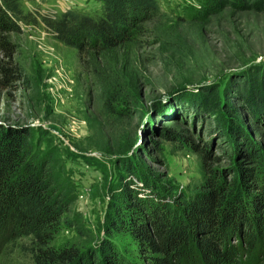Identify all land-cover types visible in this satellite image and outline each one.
I'll return each instance as SVG.
<instances>
[{"label":"rangeland","instance_id":"374dc122","mask_svg":"<svg viewBox=\"0 0 264 264\" xmlns=\"http://www.w3.org/2000/svg\"><path fill=\"white\" fill-rule=\"evenodd\" d=\"M18 1L33 21L0 47V67L18 71L0 72V126L27 127L73 185L53 249L86 254L106 237L140 263L129 235L107 230L124 194L154 214L207 170L232 176L248 146L264 163V0H156L153 21L93 56L55 39L42 18L96 17L100 1ZM28 246L0 237V264H34Z\"/></svg>","mask_w":264,"mask_h":264},{"label":"trees","instance_id":"16d2710c","mask_svg":"<svg viewBox=\"0 0 264 264\" xmlns=\"http://www.w3.org/2000/svg\"><path fill=\"white\" fill-rule=\"evenodd\" d=\"M98 1L99 16L66 11L42 20L62 44L93 56L129 42L160 13L156 0ZM30 20L18 0H0V47H8L19 22ZM0 72L4 80L18 74L6 66ZM248 148L245 160H234L232 176L207 170L193 193L176 200L178 207L163 204L147 215L129 192L113 204L107 230L129 235L140 261L134 263L106 237L86 254L50 246L75 198L73 185L51 155L35 151L27 127L0 126V237L25 239L34 264H264V163Z\"/></svg>","mask_w":264,"mask_h":264}]
</instances>
